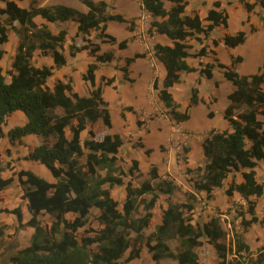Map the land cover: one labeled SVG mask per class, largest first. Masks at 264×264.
<instances>
[{
	"label": "trees",
	"instance_id": "1",
	"mask_svg": "<svg viewBox=\"0 0 264 264\" xmlns=\"http://www.w3.org/2000/svg\"><path fill=\"white\" fill-rule=\"evenodd\" d=\"M18 1L0 0V5L4 3V6H0V16L4 18L0 22V60L5 54L1 45L8 42L10 28H15L20 35L13 62L16 73L9 71L6 76L0 64V135H4L3 125L7 118L15 111H22L27 122L8 131L9 141L24 144L23 137L26 135L41 137L40 143L25 158L44 165L56 181L51 182L32 170L18 172L22 198L27 201L31 217L23 223L20 207L7 211L16 215L19 225L33 227L34 233L30 244L12 255L10 263L127 264L139 258L143 248L147 247L157 264L167 257L177 260L179 264H201L198 248L204 244L203 238L214 246L221 259L220 264H225L231 253L245 258L243 253L251 251L245 233L253 223L260 222L255 198L264 194V184L258 180L256 172L259 162H264V66L254 73L240 74L236 66L243 61L241 55L232 56L230 65L219 63L224 69V77L234 86L228 95L229 104L223 112L228 128L211 129L203 142L204 163L193 169L187 168L188 172L194 174V190L205 192L209 200L214 199V190L222 187L232 175L226 194L232 197L238 192L247 207L239 212L242 231L233 229V237L228 241V232L220 215L211 216L207 222L192 217L197 201L195 193H188L186 201L172 200L178 186L171 180L161 179L156 165L149 169L139 185H134V172L142 175L139 162L134 159L129 169L124 168L120 156L123 139L119 134L108 133L96 138L94 131L89 130V137L82 139V132L89 124L94 125L101 120L105 127H112L109 103L103 97L102 86H96L95 82L98 63L91 64L84 74V79L93 86L88 96L77 93L71 80H57L53 88L47 84L54 68L62 67L67 62L63 49L68 32L62 29L58 34H53L47 23L36 22L37 16L49 22L77 21L79 32L87 43L81 47L70 45L71 55L88 49L99 63L111 62L114 56L110 52L99 54L100 45L87 39L86 35L100 29L99 37L103 41L116 43L117 39L106 32L108 21L130 23V28L134 29L135 20L110 13L109 3L105 0H81L89 8L87 12L64 4L39 6L34 0L29 7H22ZM189 1L142 0L145 10L154 17L164 18L153 21L149 33L156 31L173 40V45L158 43L154 46L155 56L165 66L166 77L162 87L157 78L153 86L168 108V114L177 123L190 118L189 107L181 111V104L174 99L169 88L180 82L181 73L198 70L187 61L191 56L189 38L200 41L197 34L207 37L217 26H222L224 30L229 27V14L220 0L214 1L213 8L208 11L205 19L209 23L206 26L198 12L186 14ZM225 1L230 4L231 0ZM240 1L249 13L258 2ZM259 3L264 7V0H259ZM15 23L19 24V28L15 27ZM251 29L254 31L255 27ZM246 39L247 34L243 30L235 34L225 32L222 38L227 47H236L245 43ZM213 43L218 45L216 39ZM125 45L126 41L119 43L121 48ZM37 48L49 50L55 64L35 66L32 59ZM198 55H206V49L203 47ZM143 56L136 54L126 59V65L122 67L126 79L131 80L128 66L135 58ZM213 66L208 64L200 72L211 79ZM9 76L11 81L7 80ZM102 80L106 85H112L115 79L103 77ZM201 101L205 102L199 98L198 89L193 87L190 106ZM59 106L64 109L63 114L56 112ZM213 115V112H209L210 117ZM66 130L70 131V138ZM150 152L148 149L147 153ZM2 171L0 167V202L4 190L14 180L3 178ZM237 172L241 173L242 182L236 181ZM126 176H131V179L125 180ZM106 185L110 188L123 186L126 194L124 202L115 199ZM160 194L167 196L168 206L162 210L161 222L155 226V230L146 235L145 229L151 225L153 209ZM147 195H151V198L147 199ZM93 208L99 209V229L93 236H80L79 231L86 225ZM67 214H72L73 218H68ZM247 214L251 217L247 218ZM44 215L50 216V222H44L41 218ZM2 235L4 231L0 227V237ZM172 238L179 239L177 252L169 245ZM256 263L264 264V246L257 253Z\"/></svg>",
	"mask_w": 264,
	"mask_h": 264
},
{
	"label": "crops",
	"instance_id": "2",
	"mask_svg": "<svg viewBox=\"0 0 264 264\" xmlns=\"http://www.w3.org/2000/svg\"><path fill=\"white\" fill-rule=\"evenodd\" d=\"M32 1L33 0H19L18 4L22 7H29ZM34 1H36L37 5L39 6H53L57 4L68 5L65 3H51V0H34ZM96 1H100V0H96ZM105 1L109 3L110 13L122 14L128 20L135 19V27L132 30L127 27L126 22H118L115 20L108 21L106 32L117 39V42L114 44L105 42L99 37L100 29L92 30L90 35H86L87 39H90L93 43H97L100 45L101 50L99 54L105 52H110L113 54L114 58L111 62H100V63L97 62L96 56L91 55L88 49H83L77 52L74 56L71 55L70 45L75 44L81 47L87 43V41L84 39V35L81 32H79L77 21L70 19L66 21L58 20L56 22H49L40 16H37L35 18L37 23H47L53 34H58L62 29H65L68 32L63 49V54L65 55L67 62L62 67L54 68L53 75L48 78L47 84L49 87L53 88L57 80H64V81L71 80L72 86L77 93H79L82 96H88L93 86L89 81L84 79V74L87 73V70L91 64L98 63V68L95 71L96 86L102 84L103 97L109 103V109L112 117V127L107 128L106 131H104L103 133L119 134L122 137L123 145L120 149V154H121L120 156H122L123 159L126 161L129 159L126 156L125 153L126 151L122 154V149H124L125 137L131 135V139L133 140L129 142L130 146H128L126 150L131 155H133L134 159H136L139 162V168L145 179L147 173L149 172V169L147 170L142 169V161L143 159L145 160L147 159L145 162L150 160V162H148L149 165L157 164L159 166V163H157V161H154V154L157 151H159L160 146L163 145L166 146V144L168 143L170 144L173 143V145L178 144L180 141H182L185 138L186 136L185 133L189 134L190 147L195 146V143L193 141L195 139L191 137L190 132L197 131V133L202 135L197 146H199V149H202L203 152L204 138L211 129L224 130L228 128V121L224 119L223 112L225 107L229 104L228 95L232 92L234 86L229 80L220 81V82L217 81L218 86H216V82L214 81V79L216 78L214 70H213V78L211 79L201 74L199 69L194 72L181 73L180 82L175 83L172 87H170L169 91L173 94L174 99L181 104V107L179 108L181 111H185L186 108L188 109L189 107L190 118L186 121H182L178 123L172 120L169 117L168 108L165 106L164 102L159 97L158 90L155 89L153 86L154 79L157 78L160 87H162L163 81L166 77L165 66L155 56L154 46L158 43L162 45H173V40L166 34L158 33L156 31H154L152 34L149 33L151 23L155 20L162 21L164 20V18L154 17L149 11L145 10L142 5V0H105ZM214 1L217 0H190L186 8V14L193 15L195 11H198L201 18L203 19V15H202L204 14L203 7L206 8L205 9L206 12L205 17H206L208 11L211 8H213ZM220 1L222 2L223 8H226L225 2L227 1L225 0H220ZM232 1L234 0H231V2ZM250 1L251 2L258 1L255 9L251 13L247 12V10L244 8L242 3H239L241 1H238L237 6H242L246 10V15L243 18H241L240 25H238V27L235 30L233 31L229 30L231 25L230 22L231 13L228 7L226 8L229 14L228 29L224 30L222 26H217L213 29V31L220 30V34H221L220 36H222V38L225 32H228L230 34H235L240 30L246 32L247 39L245 43L240 44L236 47L224 46L226 47L225 49H229L230 56L241 55L243 57V61L238 64L237 69L244 66V64L246 65L247 62V58L244 56L243 52L237 51L241 47L242 49L251 47L250 52L253 51L255 55L261 54L262 63H263L262 66H264V35L261 40L251 39L252 35L258 36L259 33L260 34L264 33V20H262L264 18V7L261 6L259 0H250ZM80 2L82 1L80 0ZM83 4L86 6V9L75 6L74 8L83 12H87L89 8L85 3ZM166 4H169V2H167ZM200 5H202L203 7L200 8ZM0 6H4V5L1 4ZM14 25L16 27L19 24L15 23ZM252 26L255 27L254 31L251 29ZM16 28H19V26ZM213 31L211 32L212 34H214ZM215 35L216 34L212 36L215 37ZM197 36L201 37L202 34H197ZM121 41H126V45L123 48L119 46V43ZM19 44H20V35L17 32V30L13 28L12 30H9L8 42L1 45V47L5 50V54L1 58L0 64L2 68H4L3 61L5 60L7 55H10L11 58L9 60L10 65L8 67L9 69L8 72L11 71L13 74L16 73V70L13 67V62H14V57L18 52ZM221 44L223 45V43ZM136 54H144L145 56L135 58V60H133L131 64L128 66V70H129L128 75L129 78L131 79L128 80L125 78L122 67L126 65L125 61L127 58L134 57ZM189 57L187 58L189 64L197 68V65L191 63ZM200 61L203 62L202 60ZM32 63L35 66H39V67L43 65L53 66L55 64L50 51L43 50L41 48H37V50L35 51L34 57L32 59ZM223 63L226 65H230L229 61L228 62L223 61ZM259 67L261 66L259 65L256 71L259 69ZM254 71L255 70L241 71V72L238 71V72L240 74H251L254 73ZM195 73H200L199 77L198 76L195 77L197 78L196 84L193 83V81L188 80L189 76L193 78V76L190 74H195ZM103 77L106 78L113 77L115 80L112 85H106L102 80ZM8 81H11L10 76ZM223 84L229 85L225 96H221L220 94V89L223 88ZM204 85H206L208 88L205 87L203 88ZM192 87L198 89L199 98L203 99L205 102L201 101L199 102V104L195 106H190V96H191ZM189 88H190V93H189ZM107 89L109 91L108 97L106 96ZM187 92H188V97L187 95H185L187 94ZM184 99L186 101H184ZM112 100L115 103L117 102L118 112L120 113L122 118L120 122L121 126L118 129L115 127L114 117L112 114ZM212 101L215 102V109H207L208 104L209 105L213 104L211 103ZM219 104L221 106H219ZM128 107H131V109L128 110L127 109ZM56 112L58 114H63L64 109L59 106L56 108ZM209 112L214 113L213 117L209 116ZM8 118H9L8 128L4 129V125H3V130H4L3 132L6 136L4 137L9 140V138L7 137L8 131L15 126L24 125L27 122V117L22 111L18 110L13 112ZM131 118H132V122H131ZM199 119H203L204 120L203 123H199ZM101 123L103 122L99 120L94 125L89 124L87 126V129L82 132V139L83 140L86 139V134L88 133L89 130H93L94 133H96V126L101 125ZM184 129H187L189 131L184 132L183 131ZM66 134L69 138L71 137V133L69 130H66ZM136 139H140L141 142V144L138 146H135L134 140ZM23 140L26 142L30 140H35L34 144L36 146L38 143H40L41 137H39L38 135L29 134L23 137ZM195 142L197 143L198 140H195ZM35 146L33 145L31 147L27 145L25 147L27 148L26 152L23 153L22 155L24 157L28 156L30 151H32L35 148ZM21 147H24V145L12 144L10 141H8V145L6 146V148L9 154L8 162H10V167L1 172L3 178L14 179L13 184L8 186L4 190L2 195L3 200L0 202V214H6L3 215V217H0V223L4 222V224H7L10 233L15 232V226L18 225L17 217L12 212H9L8 214L4 212L1 213V209L13 210L20 207L23 213V221H22L23 223H26L31 217V214L27 208V201L22 198L23 195L22 187L20 186L18 187L14 185V181H16L15 180L16 175L14 173L19 172L21 170H32L36 174L42 176L43 178L51 182L56 181V179L53 177L51 172L44 165L38 162L25 159V160H21L23 163L22 165L18 161V158L21 155L18 152V150H20L19 148ZM148 149L151 150L150 153H147ZM260 165H262V167L264 168V162L262 161L259 162L258 166L256 167L257 177L260 182L264 183V180L260 179V174L258 170ZM235 175L237 182L243 181V177L240 172H237ZM161 179H166V177L163 176V178ZM231 181H232V177L229 176L225 180L224 185L222 187L216 188L214 190V199L211 200L207 199L209 204L207 205L208 206L207 210H204V212H208L209 215L208 220L210 219L211 216L216 215L215 211L217 208H220L221 210H228V209L231 210L233 206V201H239L241 204L244 205L246 204L245 200L238 192H235L232 197L226 194V189L229 187ZM173 182L176 185L178 184V182L175 180H173ZM201 193L203 196V191ZM175 194L176 195L178 194L177 191L175 192ZM197 197H198L197 200H199L200 196ZM125 198H126V194L124 190L123 196H121V198L119 199L117 198L115 199L123 203ZM255 199H257L256 212L258 216L259 214L258 212L260 210L259 208L264 207V194L261 197ZM198 205L199 203L195 201V209L193 213L198 209ZM167 206L168 204L163 206V208H161L160 205L155 206L153 210L154 216L151 222L152 225L149 227L150 228L149 230L145 229L146 235H149L151 232H153L155 230V226L161 222L162 210L167 208ZM157 208H159V216H158L159 219L154 221L157 217L155 213ZM97 210L99 212L98 208ZM208 220L202 219L200 221L207 222ZM33 233H34V228L27 226L28 239L23 243L24 246L29 245V241ZM248 233L249 232L245 234L246 242L249 245H251V242L249 243L250 239L248 237ZM250 249L252 250L253 247L250 246ZM164 259L165 258H162L158 262V264H160V262H162V260Z\"/></svg>",
	"mask_w": 264,
	"mask_h": 264
},
{
	"label": "rangeland",
	"instance_id": "3",
	"mask_svg": "<svg viewBox=\"0 0 264 264\" xmlns=\"http://www.w3.org/2000/svg\"><path fill=\"white\" fill-rule=\"evenodd\" d=\"M238 1L240 0H234V1H230V4L228 2H225V6L226 8L228 7L231 13V18H230V31L235 30L238 25H240V20L241 18H243L246 15V10L242 7V6H237L238 5ZM51 3H65L68 4L67 6H71V7H81L83 9H86V6L80 2V0H51ZM241 3V2H239ZM4 5V3L2 4ZM170 4H167V6H169ZM203 7L202 5H200V8ZM225 8V9H226ZM204 14L203 15V24L206 26L209 22L205 19V9L204 8ZM227 10V9H226ZM198 12V11H195ZM4 18L3 16H0V22L3 21ZM129 20H135V19H129ZM19 26V25H18ZM16 26V27H18ZM127 27L129 29H131V25L130 23H127ZM135 27V25H134ZM13 28H10V30H12ZM132 30V29H131ZM213 31V30H212ZM211 31V32H212ZM210 32V34L205 37V35L202 34V36L200 37L201 40L198 41L196 40L194 37H190L188 42L190 43L191 47L189 48V51L192 53L191 57H189L190 61L192 64L197 65V69H199V71L201 69L207 68L208 64H214L213 66V70L215 71V76H216V80L214 79L215 82L217 81H225L227 80L224 77V69L222 67L219 66V63H223V61H229V63L231 64V59L232 56L235 57V55H231L230 56V51L229 49H225L226 47L225 44L223 43L222 40V36H220V30H214L213 33L216 34L215 37H213L212 34ZM152 34V33H151ZM264 33L262 34H258L257 35H252L251 39L254 40H261L263 38ZM214 39H216L218 41V45H215L213 43ZM250 39V40H251ZM252 41V40H251ZM106 42V40H105ZM110 43V42H108ZM223 43V45L221 44ZM252 43V42H251ZM114 44V43H111ZM206 49V55H198V52L202 49V48ZM250 49V50H248ZM248 50V51H246ZM237 51H241L243 52L244 56L247 58V62L246 65L244 64V66L240 67L237 69L236 66V70L237 71H252L257 69V67L260 65L262 66V57L261 54L255 55L254 52H250L251 51V47H248L246 49H242L239 48ZM238 56V55H237ZM11 56L7 55V57L5 58V60L3 61V65H4V73L8 74V67H9V60H10ZM200 60H202L203 62H201ZM226 65V64H225ZM254 71V72H255ZM201 73V72H200ZM200 73H195V74H190L193 76V78L191 76L188 77L189 81H193V83H197V78H195L196 76L199 77ZM202 74V73H201ZM7 79L9 80V78L7 77ZM220 79V80H219ZM214 82V83H215ZM200 83V81H199ZM231 84V83H229ZM102 86V84H100ZM228 84L224 85L223 84V88L220 89V94L221 96H225L226 92H227V88H228ZM208 88L206 85L203 86V88ZM193 88V87H192ZM189 93H190V88H189ZM188 97V92L187 94ZM106 96H109V91L108 89L106 90ZM184 101H186L184 99ZM213 104H208L207 109H215V102H211ZM219 106H221L219 104ZM187 109V108H186ZM112 114L114 117V122H115V127L118 129L121 126V115L118 112V105L117 102L115 103L112 100ZM169 117L171 118V116L169 115ZM198 117V115H197ZM264 119V117H262ZM11 119V118H10ZM172 119V118H171ZM8 120L9 118L6 120V123L4 124V129L8 128ZM203 119H199V123H203ZM131 122H132V118H131ZM96 126V125H95ZM107 127L104 126L103 123H101V125L96 126V138H101L103 136V132L106 131ZM4 131V130H3ZM184 132H188L189 130L184 129ZM191 137L194 138L195 140H198V142L196 143L195 140V146L190 147V145H184L183 149H178L177 148V144L173 145L168 143L166 144V146H160L159 151H157L154 154V161H157V163H159V166L157 164H155L156 166H158L159 171H160V175L161 178H163V176L166 177L167 180H175L178 182V190H177V195L175 194V196L172 198L173 201H186L188 198V193H195L196 196H200V199L197 200V202L199 203L198 205V209L192 214V217H194L196 220H202V219H207L208 220V212H204V210H207V205L209 204L206 198V194L205 192H203V196L201 192H196L194 190L193 187V182H192V178L194 177L193 173H190L187 171V168H196L199 165H202L205 161V157L204 154L202 152V149H199V146H197V144L199 143L200 139H201V134L197 133V131H191L190 132ZM4 135H0V167L3 168V170H6L7 168L10 167V162H8V151L6 146L8 145V139L4 137ZM8 137V136H7ZM89 137V134H86V138ZM133 139H131V135L128 137H125V142H124V149H122V154L125 152L126 156L128 157L129 160H124L123 159V166L124 168L127 170L132 166V161L134 160L133 155H131L129 152H127L126 148L129 145V142L132 141ZM135 141V146H138L141 144L140 139H136ZM37 142V141H36ZM35 140H30L28 142L24 141V147L19 148L20 150H18V152L21 154L18 158V161L23 165L21 160H25L26 158L22 155L23 153L26 152L25 148L27 145L28 146H35ZM17 145V144H16ZM162 147V148H161ZM188 148L189 151H185V149ZM192 152V154H191ZM121 155V154H120ZM122 157V156H121ZM123 158V157H122ZM147 160V159H146ZM145 159H143L142 161V169H150L152 166H154V164H148V162H150V160H148L147 162ZM169 160V161H168ZM156 163V162H155ZM259 170V174H260V179L264 180V168L262 167V165H260V167L258 168ZM17 173V174H16ZM15 176V180L14 181V185L15 186H20L22 187L21 183L19 182V176H18V172L14 173ZM232 177V175H231ZM25 178V177H24ZM172 178V179H171ZM131 179V176H126L125 180H129ZM144 179L143 175L138 174L137 171L134 172V177L132 178V181L134 183V185H139ZM159 180H157L155 182V184L158 183ZM263 183V182H262ZM13 184V183H12ZM264 184V183H263ZM107 188H110L109 185H106ZM111 189V192L113 193L114 197L119 199L121 198V196H123V191H124V187L123 186H114ZM161 197H159L158 201H157V206H161V208H163V206L167 205V196L164 194H160ZM205 196V197H204ZM147 199L151 198V195H147L146 196ZM198 198V197H197ZM244 207V208H243ZM246 204H241L239 201H233V206L228 210H221L220 208H217L215 211L216 215H220L222 218V224L224 226V228L226 229V231L228 232V241L233 237V229L236 231H242V227L240 224L241 218L239 212L240 211H244L246 209ZM259 220L260 222H256L255 224L253 223V225L251 226L250 230H248V237H249V243L251 242V247H253V249L248 253V252H244L243 255L245 256V258H242L240 255H236V254H229L228 260L226 261L225 264H258L256 263V258H257V253L259 252V250L264 246V207L259 208ZM8 209H1V213H9L7 211ZM154 210V209H153ZM156 219L154 221H156L157 219H159V208L156 209ZM257 213V212H256ZM98 210L97 208H93L90 212V215L88 217L87 223L84 227H82L79 231V235L80 236H93L95 235V232L99 229V222H98ZM195 214V215H194ZM3 215L6 214H0V217H3ZM247 218H250V214L246 215ZM68 218H73L72 214H67ZM44 222H50L51 218L49 215H44L41 217ZM152 225V223H151ZM150 225V226H151ZM7 224H4V222L0 223V227H3V231H4V235H2L0 237V264H11L10 263V257L12 255H14L19 249L24 248L26 246H24V242L27 241L28 239V235H27V226H23V225H17L15 226V232L14 233H10L9 232V227H7ZM149 226V227H150ZM146 228V230H149L150 228ZM232 229V230H231ZM246 232V233H247ZM245 233V234H246ZM246 239V237H245ZM31 241V239H30ZM29 241V244H30ZM204 244L202 246H200L198 248V253L200 256V262L201 264H220L221 263V259L218 256V253L216 252L214 246L210 243L207 242L206 238H203ZM169 245L171 247V249L175 252L178 251L180 242L179 239L177 238H172L169 240ZM126 258V255L123 259ZM127 264H157L153 259H152V254L148 251L147 247H144L141 255L139 258L134 259L130 262H128ZM160 264H178V262L173 259V258H165L164 260H162V262H160Z\"/></svg>",
	"mask_w": 264,
	"mask_h": 264
},
{
	"label": "built area",
	"instance_id": "4",
	"mask_svg": "<svg viewBox=\"0 0 264 264\" xmlns=\"http://www.w3.org/2000/svg\"><path fill=\"white\" fill-rule=\"evenodd\" d=\"M185 134H186L185 138L177 144L178 149H181V148L183 149L184 145L186 146L189 144V134H187V133H185Z\"/></svg>",
	"mask_w": 264,
	"mask_h": 264
}]
</instances>
